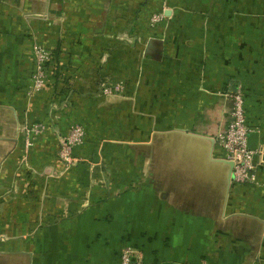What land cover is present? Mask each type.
Segmentation results:
<instances>
[{
    "label": "crops",
    "instance_id": "0c3cea01",
    "mask_svg": "<svg viewBox=\"0 0 264 264\" xmlns=\"http://www.w3.org/2000/svg\"><path fill=\"white\" fill-rule=\"evenodd\" d=\"M235 90L261 149L239 185L212 138ZM263 151L264 0H0V264H264Z\"/></svg>",
    "mask_w": 264,
    "mask_h": 264
},
{
    "label": "built area",
    "instance_id": "2783aa9c",
    "mask_svg": "<svg viewBox=\"0 0 264 264\" xmlns=\"http://www.w3.org/2000/svg\"><path fill=\"white\" fill-rule=\"evenodd\" d=\"M162 13H155L150 17V23L161 20ZM52 60L50 50L36 45L34 48V70L31 74V90L39 91L47 83V64ZM123 84L119 83L111 88H102L103 93L111 91H123ZM230 100V118L212 136L215 146L222 152L223 159L230 164L229 182L233 185L250 183L254 180V169L257 164L260 150L251 149L248 146V131L245 117V98L240 90L227 93ZM46 130L43 121H35L21 127L25 147H30L34 140ZM83 127L75 121H71L67 133L62 138L58 149V157L64 167L72 166L78 161L74 155V148L80 146L84 139ZM119 264H142L141 256L131 246H123L119 253Z\"/></svg>",
    "mask_w": 264,
    "mask_h": 264
},
{
    "label": "trees",
    "instance_id": "16d2710c",
    "mask_svg": "<svg viewBox=\"0 0 264 264\" xmlns=\"http://www.w3.org/2000/svg\"><path fill=\"white\" fill-rule=\"evenodd\" d=\"M47 65H48V64H47ZM46 68H49V66H47ZM54 71H55V69H53V73H54ZM47 72H48L49 74L51 73L50 75H54V76H55V74H56V73H54V74L52 73V69H49V70L47 69ZM47 80H49V78H47ZM48 84H49V83H48ZM48 84H47V85H48Z\"/></svg>",
    "mask_w": 264,
    "mask_h": 264
},
{
    "label": "water",
    "instance_id": "95a60500",
    "mask_svg": "<svg viewBox=\"0 0 264 264\" xmlns=\"http://www.w3.org/2000/svg\"><path fill=\"white\" fill-rule=\"evenodd\" d=\"M263 154H264V151H263ZM264 159V158H263Z\"/></svg>",
    "mask_w": 264,
    "mask_h": 264
}]
</instances>
